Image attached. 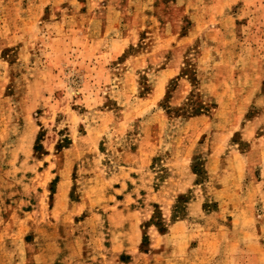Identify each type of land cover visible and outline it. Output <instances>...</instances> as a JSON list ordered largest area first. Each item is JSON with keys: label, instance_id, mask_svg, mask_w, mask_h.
Instances as JSON below:
<instances>
[{"label": "rangeland", "instance_id": "1", "mask_svg": "<svg viewBox=\"0 0 264 264\" xmlns=\"http://www.w3.org/2000/svg\"><path fill=\"white\" fill-rule=\"evenodd\" d=\"M0 264H264V0H0Z\"/></svg>", "mask_w": 264, "mask_h": 264}, {"label": "trees", "instance_id": "2", "mask_svg": "<svg viewBox=\"0 0 264 264\" xmlns=\"http://www.w3.org/2000/svg\"><path fill=\"white\" fill-rule=\"evenodd\" d=\"M35 149H37V145H35Z\"/></svg>", "mask_w": 264, "mask_h": 264}]
</instances>
